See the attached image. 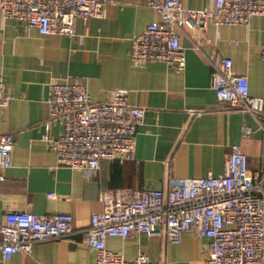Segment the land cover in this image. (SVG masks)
I'll list each match as a JSON object with an SVG mask.
<instances>
[{"label":"crops","instance_id":"0c3cea01","mask_svg":"<svg viewBox=\"0 0 264 264\" xmlns=\"http://www.w3.org/2000/svg\"><path fill=\"white\" fill-rule=\"evenodd\" d=\"M101 17L79 20L72 39L40 37L24 23L0 14V76L12 101L0 109V134L14 137L13 167L0 172V220L9 213L38 216L70 215L77 231L68 239L37 244L30 255L19 253L0 264H96L85 245L93 214L101 199L117 191L166 190L171 179L218 177L225 171L233 146L248 157L256 182L264 173V116L224 108L213 90V55L233 61V71L249 82V95L264 99V17L248 27H217L199 31L189 16L177 31L185 53L178 72L163 64L134 66L132 41L158 16L150 0H108ZM163 1V0H158ZM184 10H212L215 0H181ZM81 81L93 105L109 102L116 90L129 92V104L145 111L138 127L134 160L102 161L98 176L86 180L61 168L42 138L50 117L49 86ZM244 129L250 132L243 136ZM61 130L53 126L51 137ZM50 196H53L50 198ZM208 239L191 233L179 245L165 239L162 226L151 235L127 240L111 238L107 247L133 261L139 254L161 264H204Z\"/></svg>","mask_w":264,"mask_h":264},{"label":"built area","instance_id":"2783aa9c","mask_svg":"<svg viewBox=\"0 0 264 264\" xmlns=\"http://www.w3.org/2000/svg\"><path fill=\"white\" fill-rule=\"evenodd\" d=\"M108 3L0 0V14L6 20L24 23L40 37L72 39L77 21L101 17ZM147 7L158 21L132 41L130 61L137 67L163 64L178 72L185 68V53L177 34L185 16L199 31H206L211 24L248 27L253 18L264 17V0H215L214 9L202 11L184 10L181 0H150ZM207 61L215 71L213 90L224 108L264 116V99L250 97L248 79L234 73L231 59L213 55ZM12 100L0 76V109ZM47 104L50 117L44 123L42 140L61 168L92 180L98 176L102 161L123 164L134 160L137 130L145 111L129 104L128 91L116 90L109 102L93 105L81 81L54 82L48 89ZM53 126L61 130L57 138L49 135ZM249 135L244 129L243 136ZM14 146V137L0 134V172L13 167ZM101 203L102 211L92 215L90 227L83 231L85 245L96 254V264H161L146 254L127 261L109 250L107 241L151 235L162 226L172 245H179L185 233L208 239L204 264H264V173L256 182L248 157L237 146L231 148L225 171L218 177L171 179L162 191L121 190ZM76 233L70 215L6 214L0 220L1 260L7 263L19 253L30 255L37 244L68 239Z\"/></svg>","mask_w":264,"mask_h":264}]
</instances>
